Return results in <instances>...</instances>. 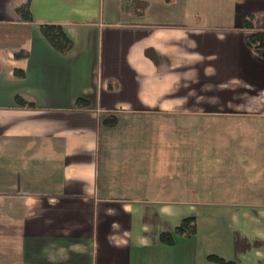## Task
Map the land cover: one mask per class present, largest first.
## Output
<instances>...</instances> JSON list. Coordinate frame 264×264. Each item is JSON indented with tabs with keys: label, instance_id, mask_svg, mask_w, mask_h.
I'll return each mask as SVG.
<instances>
[{
	"label": "crops",
	"instance_id": "obj_1",
	"mask_svg": "<svg viewBox=\"0 0 264 264\" xmlns=\"http://www.w3.org/2000/svg\"><path fill=\"white\" fill-rule=\"evenodd\" d=\"M26 1L0 0V264H264V140H165L167 119L261 137L264 0H29L23 23Z\"/></svg>",
	"mask_w": 264,
	"mask_h": 264
},
{
	"label": "trees",
	"instance_id": "obj_2",
	"mask_svg": "<svg viewBox=\"0 0 264 264\" xmlns=\"http://www.w3.org/2000/svg\"><path fill=\"white\" fill-rule=\"evenodd\" d=\"M139 7L143 11L146 7L145 2L138 1ZM16 14L18 15L19 19L23 23H30L31 22V14L29 10V0L26 1L21 6L17 7L15 9ZM250 23H246V27H249ZM40 34L43 37V39L49 44V46L55 50L57 53L60 54H67L72 49V41L67 37L64 30L60 26H49L44 25L40 27ZM247 46L253 49L257 50H263L264 49V32H254L252 35H250L247 39ZM20 57H23V54L17 53L15 54V58L19 59ZM264 57V56H263ZM16 77H23V73L21 71L15 72ZM15 104L19 108H28L31 109L34 106L26 101H24L20 97L15 98ZM89 107V102L85 99H77L75 101V108L76 109H84ZM103 124L108 127L112 128L116 125V120L113 117H108L103 121ZM196 233V228L194 225V219L193 218H185L181 221L179 226L175 229L174 234L177 236H183L190 238L194 236ZM160 242H162L165 245H172L173 244V238L168 233H163L160 235ZM206 260L209 263L212 264H235L232 261H226L216 255H208L206 257Z\"/></svg>",
	"mask_w": 264,
	"mask_h": 264
},
{
	"label": "rangeland",
	"instance_id": "obj_3",
	"mask_svg": "<svg viewBox=\"0 0 264 264\" xmlns=\"http://www.w3.org/2000/svg\"><path fill=\"white\" fill-rule=\"evenodd\" d=\"M167 123L169 124L168 128H166L167 131V138L165 140H206L207 138V133H214L215 131L219 134L215 136V140H264V129L263 133L260 135L261 137L255 138L254 134L252 137L249 136L246 132H242V130L239 129H233V130H225V129H220V130H214L213 128H195L194 130L189 129L187 125H183L181 127L176 124V126H171V119H167ZM189 125V124H188ZM159 129H156L155 131H158ZM163 130H159L160 133H162ZM194 134V135H193ZM163 137V136H161ZM166 137V136H165ZM153 136H151L150 140H153ZM189 148V146L185 145V147L182 150V153L188 152L186 148ZM180 167H177V169L182 170L184 172V175L187 177L188 174L193 173L195 170H198L201 174H206L202 178H198V185H204L203 182H205L207 179L208 172H210V168H207V165L210 162H200L199 167L196 168L194 163L189 159L186 158V160H181ZM231 163V162H227ZM226 163V164H227ZM210 167V166H209ZM233 172L238 173L235 168ZM216 173V172H215ZM185 177V178H186ZM184 178V180H185ZM226 181L228 180V185L231 188H236L238 185H245V178L238 175L236 177H226L224 178ZM190 178H187V180L184 181V184L187 186L189 184Z\"/></svg>",
	"mask_w": 264,
	"mask_h": 264
}]
</instances>
